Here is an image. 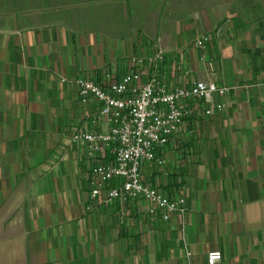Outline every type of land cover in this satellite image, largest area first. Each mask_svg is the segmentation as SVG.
<instances>
[{
  "label": "crops",
  "instance_id": "1",
  "mask_svg": "<svg viewBox=\"0 0 264 264\" xmlns=\"http://www.w3.org/2000/svg\"><path fill=\"white\" fill-rule=\"evenodd\" d=\"M157 49L171 86L228 87L210 115L189 99L164 163L142 162V180L185 197L167 221L140 198H92L93 161L70 137L106 129L74 78L106 87ZM211 251L264 264V0H0V264H208Z\"/></svg>",
  "mask_w": 264,
  "mask_h": 264
},
{
  "label": "built area",
  "instance_id": "2",
  "mask_svg": "<svg viewBox=\"0 0 264 264\" xmlns=\"http://www.w3.org/2000/svg\"><path fill=\"white\" fill-rule=\"evenodd\" d=\"M212 35L207 31L194 37L193 45L204 47ZM162 59V49L151 55H133L129 62L134 68L106 87L87 77H75L80 102L87 103L90 97L98 102V115L90 122L97 125L102 120L106 129H76L70 137L83 143L93 161L89 179L92 198L101 196L106 205L115 199L140 198L149 216L159 212L167 221L173 214L184 213L185 197L168 196L153 183L142 180V162L164 163L156 150L168 142L185 117L194 113L189 99H200L205 103L202 112L210 115L224 106L214 95H225L228 87L203 79L171 86L160 73ZM145 63L151 71L144 74L141 67ZM220 257L219 251L209 252L208 264Z\"/></svg>",
  "mask_w": 264,
  "mask_h": 264
}]
</instances>
